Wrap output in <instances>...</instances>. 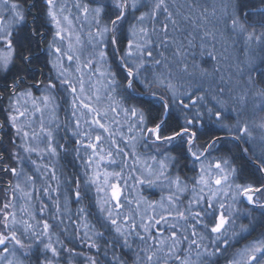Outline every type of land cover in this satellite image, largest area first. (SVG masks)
I'll use <instances>...</instances> for the list:
<instances>
[{
  "label": "snow or ice",
  "instance_id": "1",
  "mask_svg": "<svg viewBox=\"0 0 264 264\" xmlns=\"http://www.w3.org/2000/svg\"><path fill=\"white\" fill-rule=\"evenodd\" d=\"M71 9L0 0V264H129L128 253L131 264H193V250L195 264H264V0H74ZM60 109L64 121H45ZM140 150L151 163L129 164ZM61 152L75 170L65 202L88 201L77 218L57 205L52 223L37 221L51 211L44 203L14 211L17 193L26 203L37 191L59 195V185L36 184L57 180L38 161ZM137 185L169 194L129 200ZM93 209L95 223L80 228Z\"/></svg>",
  "mask_w": 264,
  "mask_h": 264
},
{
  "label": "rangeland",
  "instance_id": "2",
  "mask_svg": "<svg viewBox=\"0 0 264 264\" xmlns=\"http://www.w3.org/2000/svg\"><path fill=\"white\" fill-rule=\"evenodd\" d=\"M62 2H64V0H62ZM66 2L68 3V5H69V7L71 9V5L73 4L74 0H66ZM71 11L73 13L75 12L74 9H71ZM65 14L67 15L68 13H65ZM77 33H80L79 28H77ZM80 35H81V40L86 44L87 43V39H88V37H87V29H85L83 31V33H80ZM74 38H75V34H74L73 40H74ZM217 47H219V46H217ZM90 50L91 49H88L87 47H85V55H87L88 51H90ZM222 64H223V70L226 72L228 65H227V63L224 60H222ZM85 78L87 79V77H85ZM93 83L97 87H100L103 84V79L100 78V77H95L94 76L93 77ZM56 117L57 116H56V114H54V112H46L44 114L45 121L50 120V119H54ZM64 119H65V112L61 115V117H59V120L61 122L64 121ZM63 143H64V141H63ZM121 147H123V144H121ZM140 151H141L142 155L140 156L139 160L138 161L129 160L128 161L129 164H133L134 163L136 167H142L146 163H151V161L150 160H146L145 155H143L144 150H140ZM33 159H37V157L34 156ZM56 159L57 158H49L48 159V161H51V163H53V164L50 163L48 165L50 167L55 168V170L57 168L56 165H55ZM116 159L119 160L120 158L119 157H116ZM38 163L45 164L44 161H38ZM105 167H106V165H105ZM113 167H108V170L109 171L113 170ZM100 170H101V172H103L104 171V167H102ZM115 170L119 171L118 168H116ZM128 171H129V169L127 167H125V172L127 173ZM55 174L56 175H59L58 172H57V170L55 171ZM48 179H50V183H53L52 182L53 180H51L50 177H47L44 180L37 181L36 188L39 189V188H41V185H43V184L46 185L47 182H48ZM132 183L133 182L131 180H129V184H132ZM44 187H46V186H44ZM140 191H143L144 196L148 198L149 204H151L152 202H160L161 199H162V197H166L169 194L167 192V190H166V186H161V187H157V188H153V189L144 191L143 189H140L138 185L136 187L132 188L131 191H126L125 194L127 195V197H128L129 200H133L134 201ZM55 192L56 191H53L51 193V197L52 198L54 196H57ZM39 195H41V197ZM190 195L191 194H186V196L184 198L185 199V203L187 202V197L190 196ZM17 197L18 198L14 201V203L16 204V208L13 209V210L14 211H17L18 213L20 212V209L21 208H28L33 213H37L38 212V203L40 202V200H42L43 202H45L49 206V209H51V212H53V207L51 205L54 204L55 201H53V202L52 201H49L48 202L47 201L48 198L45 197V196H43L39 191H37V193L34 195L32 201L30 203H26L25 200L21 197V194L20 193H17ZM77 206L74 208V209L77 208L76 210L71 209V208H67L66 209L67 210L66 212L68 213V215H66V216H68V217L71 216V219L75 220L77 217L74 214L77 212L78 208L81 207V205L80 204H77ZM164 206L165 207L168 206L167 205V201H164ZM181 207H183V205H181ZM145 209H147V211L149 213L152 212V209L150 207H148V206H142L141 209H140V212H143ZM127 211H128V209L125 208V212H127ZM156 211L159 212L160 211L159 208H157ZM49 213H50V211L48 209H46V214L43 215V216H41L39 214H36L35 215V220H37V221H43L45 219L44 216H47L48 217V215H50ZM169 223H175V221H169ZM90 224H92L91 221H90V218L87 217V218L81 219L78 226L80 228L84 229V230H87L86 229V226L87 225H90ZM161 227H163V225H161ZM53 239L54 240L56 239V236L55 235L53 236ZM61 239H63V238H61ZM185 247H187V245H185ZM192 260H193V264H195V250H193Z\"/></svg>",
  "mask_w": 264,
  "mask_h": 264
},
{
  "label": "trees",
  "instance_id": "3",
  "mask_svg": "<svg viewBox=\"0 0 264 264\" xmlns=\"http://www.w3.org/2000/svg\"><path fill=\"white\" fill-rule=\"evenodd\" d=\"M82 3H87V0H81ZM28 3L30 4L31 3V0H28ZM33 11H35V9H33ZM220 67L223 69V64H222V61L220 62ZM257 67L259 69L260 72H264V64H260L259 61H257ZM64 113V110L63 109H60L58 112H54V114H56V116H59L61 117V115ZM261 117H264V113H260L258 114L257 116V122H259V119ZM3 122V115L0 114V123ZM7 131V129H6ZM11 133H9L10 135ZM2 135V134H0ZM4 139V143L7 144V141H8V137L7 136H4L3 137ZM59 143H63V141H59ZM72 159L71 156H68L67 158H64V154L61 152V155L59 158L56 159L55 161V165H56V170L58 172L59 175H56L57 176V180L55 181H52L53 183H50V179H48V182L46 185H41L42 186H49L51 185V188L52 189H57L58 185H59V188H58V192H59V195L57 194V191L55 192L57 196H54L53 198H51V200L47 199V201H55L54 204H52L51 206L53 207V212L50 211V215L47 216H44L45 219H49V216L53 215L54 213H56V206L59 205L60 206V210L61 211H67L66 209L67 208H71V209H74L76 206H77V203H73L71 200H69L67 203L65 202V185H64V181L68 178H70L73 174H74V169L72 168V165L70 163V160ZM45 164H50L51 161H48V160H45L44 161ZM53 164V163H51ZM185 173H187L189 176L192 175V173L190 171H188L187 169L184 170ZM41 197V195H39ZM41 203H44L46 204L45 202H43L42 200H40V202L38 203V208H39V205ZM88 204V201L87 200H84L81 202V206H86ZM78 207V206H77ZM77 209V208H76ZM74 209V210H76ZM93 212V215L92 216H89L90 218V221L92 224L95 223V210L93 209L92 210ZM257 217L259 216V213H256ZM68 219V216H65V220L67 221ZM245 223H247V221H244ZM49 223H52V220L49 219ZM53 233H59L60 229L59 228H54L53 230ZM261 231V229H258L257 232L253 233L251 236H248L247 237V240H241L240 241V244L236 245V247H240L242 244L246 243L247 241L249 240H253L256 236L259 235V232ZM63 238V236L60 237V239ZM137 247V245H133V248L135 249ZM127 251V250H125ZM229 251H231V249H229ZM131 256H132V253H128V259H129V264H131ZM221 264H223V261H221Z\"/></svg>",
  "mask_w": 264,
  "mask_h": 264
}]
</instances>
